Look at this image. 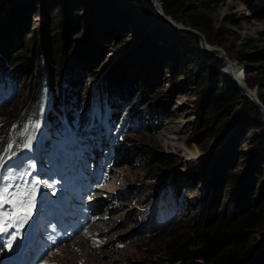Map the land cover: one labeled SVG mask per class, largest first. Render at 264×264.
Masks as SVG:
<instances>
[{
    "label": "rangeland",
    "instance_id": "1",
    "mask_svg": "<svg viewBox=\"0 0 264 264\" xmlns=\"http://www.w3.org/2000/svg\"><path fill=\"white\" fill-rule=\"evenodd\" d=\"M58 1H22V7H26V14L23 21L18 24L15 35L24 45L29 44L31 40V34L28 33L36 32V35H40V28L45 20L55 28L58 17L52 8ZM154 1L161 8L163 0ZM186 3L194 5L196 13L212 23V29L207 30L206 35L215 44L207 42L208 47L219 48L225 52L231 63L230 67L233 66L235 69L236 78L240 79L241 69L250 71L246 75L244 73V76L250 78L254 87H249L246 81L245 83L254 95L264 100V20L255 17L249 1L222 0L218 5L211 7H206L202 0H186ZM148 4L155 9L151 2L142 0V8L147 10ZM80 16H83V13ZM158 17L160 18L159 14ZM179 17L185 22L188 21L182 14H179ZM160 21L168 29L163 38L158 33L159 25L151 23L138 24L137 27L130 29L125 38L110 37L107 40L105 59L92 69L95 76L89 77L85 93L93 98L97 106L99 101L96 84L121 56L136 49L145 39L147 43H153L154 49L158 51L156 58L159 59L172 41L170 30L192 35L172 29L164 24L161 18ZM72 22L73 19L70 17L68 24L71 29H75ZM175 23L190 28L182 23ZM84 32L85 27L80 28L73 41L80 40ZM51 35L54 36L55 32ZM178 45L180 50L186 52L195 48L193 38L189 36L178 42ZM19 64L14 65L19 69ZM191 64L189 60L185 64L190 75L175 80V74H170L171 68L162 66L158 71L156 66L148 68L141 61H133L130 69H134L138 77L133 82L136 81L141 90L137 92L130 110L132 108L136 110L149 96L142 109L138 107L142 113L133 121L134 131L122 134L119 139L115 136L104 138L95 130H91V133L84 131L80 135L83 148L90 145L88 151L93 159V167L102 171V180L97 185L100 187L104 184L106 192L102 195L97 192L95 199L100 202L99 206L103 209L101 218L106 216L107 219L100 220L96 227L97 237L100 239L98 245L97 242L78 238L73 246L67 245L60 249L61 253L53 259V264H166L163 259L167 243L187 234L188 223L197 221L203 210L198 207V203L207 194L209 182L207 180L199 182L194 176L195 168L206 163L211 170L220 151L238 148L235 143L238 135L244 140L240 147L242 154L250 153L256 147L257 138L264 133V123L262 121L261 129L255 131L250 129L247 119L262 117L259 111V114L255 112L256 108L249 101L244 98L238 99L219 113L210 108L211 90L219 80L220 73L229 80L226 75L229 67L224 65L218 56L206 52L200 57V66L197 69L190 67ZM202 69L209 72L208 84L203 89L197 84V77ZM92 73L86 75L91 76ZM25 77L20 78L19 84L14 88L16 97L13 105L8 109L0 106V115L17 114L26 103L28 92ZM54 80L53 77L54 86L57 87L60 80ZM134 92L135 89L129 91L130 94ZM142 92L144 93L139 100ZM50 98L51 93L48 92L42 111L47 108ZM164 112L170 115L165 116ZM167 127L178 128L182 131L180 137L186 140L175 142L164 140L161 133ZM2 128L3 124L0 123V134ZM152 150L169 157L176 162V166L166 174L156 175L154 172V177H146L147 174H152L148 168V156ZM261 155H264V152ZM253 158L251 154L241 156L232 163V169L236 173L246 172L257 165ZM10 163L9 161L8 164ZM261 168L256 174V179L259 202L264 208V165H261ZM19 170L20 167L16 164H10L8 168L1 170L0 186L18 185ZM170 176H175L177 182L184 186L185 195L181 201L169 200L168 204L172 203L166 208L169 225L158 234H149L148 218L158 201L157 196L151 197L153 187L168 182ZM254 243L264 248V220L254 236Z\"/></svg>",
    "mask_w": 264,
    "mask_h": 264
},
{
    "label": "trees",
    "instance_id": "2",
    "mask_svg": "<svg viewBox=\"0 0 264 264\" xmlns=\"http://www.w3.org/2000/svg\"><path fill=\"white\" fill-rule=\"evenodd\" d=\"M22 1L0 0V81L15 79L18 82L26 75L28 92L27 101L17 114L0 115V122L3 124L0 155L11 139L21 138L23 124L30 114L39 111L47 89L53 95V105L47 116L49 123L61 122L63 118L70 122L79 118L83 122L96 119L97 109L92 97L85 93L89 77L95 76L92 69L105 59V44L110 37L125 38L130 29L138 24L156 23L162 38L168 31L150 4L147 5V10L142 8V0H59L52 8L58 17L55 28L45 20L40 28V35H36V32L28 33L31 34V40L24 45L15 35L18 24L26 14ZM202 1L206 3V7H211L222 0ZM248 1L255 17L264 20V0ZM162 8L164 14L175 22L203 33L208 43L215 44L206 35V31L212 29V23L206 17L199 16L194 5H188L186 0H163ZM81 13L83 16H80ZM179 14L188 21L185 22ZM70 17L75 29H71L68 24ZM82 27H85L84 34L74 42V37ZM54 32L55 35L52 36ZM169 34L173 36L169 42L170 48L159 59L156 58L158 51L154 49L153 43H147L144 39L136 49L116 60L96 84L103 131L132 133L133 121L140 116V109L149 100L148 96L136 110H130L137 92L141 90V86H137L136 81L133 82L138 78L136 71L130 69L133 61H141L148 68L156 66L158 71L162 66L171 68L170 74H175V80L190 75L185 66L188 60L192 63L190 67L197 69L200 66L203 52L199 48V40L194 35L176 31L170 30ZM188 36L195 43V48L190 52L180 50L178 45V42ZM15 63H20L21 70L15 67ZM86 73L93 75L87 76ZM248 73L250 71L246 70L245 75ZM52 76L54 81L60 80L57 87L54 86ZM197 78V84L203 89L208 84L209 72L202 69ZM245 81L249 87H254L247 76ZM133 89L134 94H130L129 91ZM242 98L239 89L220 73L209 96L210 108L219 113ZM260 100L264 104V100ZM255 112L259 114L256 109ZM163 114L170 115L168 112ZM247 122L253 131L263 127L260 117L249 118ZM263 140L264 133L257 138L256 147L250 153L242 154L240 147L244 140L238 135L235 143L239 149L233 147L220 151L211 170L206 163L195 168V178L199 182H209L207 194L198 203V207L203 210L197 221L188 223L187 234L167 243L163 259L166 264H264V248L254 243V236L264 220V208L259 202L256 179V174L262 169L261 165H264V155H261L264 152ZM250 154L257 165L246 172H234L232 163L241 156ZM175 166V161L152 150L148 156V168L152 174H147L146 177H154V172L156 175L166 174ZM153 188L151 197L160 191V204L154 210L150 232L158 234L165 229L160 222L162 207L171 198L183 197L185 188L177 182L175 176H170L168 182L157 184Z\"/></svg>",
    "mask_w": 264,
    "mask_h": 264
},
{
    "label": "snow or ice",
    "instance_id": "3",
    "mask_svg": "<svg viewBox=\"0 0 264 264\" xmlns=\"http://www.w3.org/2000/svg\"><path fill=\"white\" fill-rule=\"evenodd\" d=\"M30 147V145H26ZM4 158L0 157V167ZM36 209V191H12V185L0 186V233L9 229H23ZM16 236H13L15 239Z\"/></svg>",
    "mask_w": 264,
    "mask_h": 264
},
{
    "label": "water",
    "instance_id": "4",
    "mask_svg": "<svg viewBox=\"0 0 264 264\" xmlns=\"http://www.w3.org/2000/svg\"><path fill=\"white\" fill-rule=\"evenodd\" d=\"M148 1L151 2L152 5L155 7L157 13L160 15V18L164 24L171 27L172 29L191 33L199 40L200 48L203 52L218 56L224 62V65L226 64L230 68L231 63L229 59L224 55V52L220 49L207 48L206 41H205L206 38L204 37L203 34H201V32L191 27L186 28L183 25L179 26L178 24L175 23V21L172 18L164 14L162 6L161 8L160 6L158 7L157 3L154 0H148ZM168 18H170V20H168ZM244 73H245V70L241 69L240 79L236 78L232 73H229V72L226 73V75L228 76L229 80L239 89L241 96L243 98H247L250 101V103L260 112L262 121L264 123V105L260 101L259 97L254 95L252 91L247 87L245 80H244L245 79Z\"/></svg>",
    "mask_w": 264,
    "mask_h": 264
},
{
    "label": "bare ground",
    "instance_id": "5",
    "mask_svg": "<svg viewBox=\"0 0 264 264\" xmlns=\"http://www.w3.org/2000/svg\"><path fill=\"white\" fill-rule=\"evenodd\" d=\"M205 39V38H204ZM205 41H206V39H205ZM208 43H207V41H206V45H207ZM207 48H209V49H219V48H210V47H208V45H207ZM221 50V49H220ZM223 51V50H222ZM224 52V51H223ZM224 55L226 56V54H225V52H224ZM227 66V65H226ZM234 67L233 66H231L230 68H228V72L229 73H232L235 77H236V73L234 72ZM227 72V73H228ZM245 99H247V98H245ZM248 100V99H247ZM249 101V100H248ZM250 102V101H249ZM260 113V112H259ZM182 131H180L178 128H176V127H167L162 133H161V135H162V137H163V139L164 140H166V141H168V142H175L176 140H186V139H184L183 137H180V133H181Z\"/></svg>",
    "mask_w": 264,
    "mask_h": 264
}]
</instances>
